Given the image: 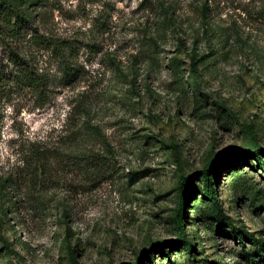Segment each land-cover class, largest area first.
Here are the masks:
<instances>
[{"label":"rangeland","instance_id":"374dc122","mask_svg":"<svg viewBox=\"0 0 264 264\" xmlns=\"http://www.w3.org/2000/svg\"><path fill=\"white\" fill-rule=\"evenodd\" d=\"M15 4L23 28L0 21V178L15 184L0 264H128L152 244L141 264H264V0ZM210 162L223 215L257 242L210 215L196 189Z\"/></svg>","mask_w":264,"mask_h":264},{"label":"trees","instance_id":"16d2710c","mask_svg":"<svg viewBox=\"0 0 264 264\" xmlns=\"http://www.w3.org/2000/svg\"><path fill=\"white\" fill-rule=\"evenodd\" d=\"M18 1L22 0H0V21L4 26H7L8 31L17 33L21 28H23L20 24L21 21H28V18L21 13L19 10L20 8L17 7V4H15ZM8 11V14H5V12ZM8 15V16H7ZM13 19V21H11ZM14 64L17 66H21L22 64L18 63L17 61L14 60ZM193 65V63H192ZM22 67V66H21ZM20 67V68H21ZM66 72V67H64ZM26 78L27 75H29V71L25 69L23 71ZM30 82L36 84V86H40V81L38 78L35 80H32V77H30ZM257 145L255 144L253 147L250 148L249 152L247 154H251L256 150ZM96 162V170H97V165L98 162ZM214 164L210 162L207 164L201 173V181L200 183L202 184V187L200 188L199 185L196 186V189L201 190V192L204 193V199L208 202L210 205V215L218 219V223L220 228L222 226H229L232 228V233L236 232L237 234H241L243 239L250 240L251 242H257L256 239L252 237L251 234L247 233L245 229H243L242 226H234L229 217H226L223 215V212L221 211L220 205L218 203V198L216 195V189L214 187V180H217L215 174H214ZM190 178L189 177H180L177 183L176 191H177V207H176V212L173 216V221L177 227V233H176V243H181L184 247V249L187 251V253H191L192 251V240L190 239V236L186 232V229L183 226L184 222V215H185V203L187 201V197L189 195V191H191L192 184L190 183ZM213 181V182H212ZM15 184L11 181V177H4L0 178V189L1 190H7V188H13ZM149 249L143 248L136 256V259L134 262H130L128 264H141V256L144 254H149V252L156 247H159L156 244L150 245ZM255 252L257 255H260L258 249L256 248ZM246 256V250L244 252ZM248 259L250 258V255H247ZM250 260V259H249Z\"/></svg>","mask_w":264,"mask_h":264}]
</instances>
